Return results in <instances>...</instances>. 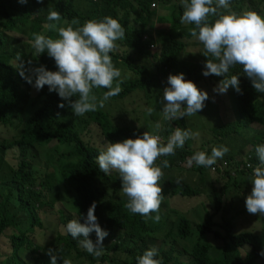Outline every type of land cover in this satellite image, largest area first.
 Returning a JSON list of instances; mask_svg holds the SVG:
<instances>
[{"label": "trees", "instance_id": "1", "mask_svg": "<svg viewBox=\"0 0 264 264\" xmlns=\"http://www.w3.org/2000/svg\"><path fill=\"white\" fill-rule=\"evenodd\" d=\"M84 1H87L88 6L85 11L79 9L78 4L74 5L72 0H43L42 3L37 0H27L26 3H20V0H0V125L12 126L14 129L13 135L0 136V162L4 159L6 164L10 163L4 157L9 150L15 151L17 156V162H11L8 166L12 170L11 176L0 173V240L8 234L11 242V250L5 259L0 251V264H50V256L47 254L49 249H54L64 258L70 259L72 264H137V257L152 248L157 250L156 259L161 264H254L259 260L264 264V256L260 255L264 251V230H257L254 234L236 233L232 225L235 222L233 216L221 215V220H216L207 214L201 222V219L192 221L186 214L178 213L175 219L167 214L159 222H154L131 213L125 207L127 197L120 190L121 178L116 173H101L96 158L107 141L135 139L143 132L129 125H113L100 121L104 114L98 110L85 114L84 119L76 117L67 101H62L57 93L49 92L47 85L41 90L33 86L35 76L31 69L41 65L50 71H56L57 68L54 59L46 52L39 55L28 46L22 45V36L32 38L36 33L52 38L54 31L46 27L48 24L65 27L73 19H78L80 23L75 26L80 27L87 20H100L106 16L117 19L125 29V38L116 41L117 47L110 53L112 61L123 63L138 76L132 80L122 79V91L111 99H124L137 90H145L161 78L173 74L178 68L176 73L183 70L184 75L188 74L187 80L194 82L199 89L204 85L201 82L205 76L201 72L204 71L206 60L212 57L204 56L203 44L190 35V29L194 25L180 22L183 14L180 0ZM247 3L250 10L264 17V0H230L229 10L241 13ZM49 8L60 13V22L47 19L45 12ZM165 17H171L172 22L161 20L162 24L157 27V37L151 33L148 35L156 21ZM12 32H17V35H12ZM191 43L201 46L202 53H194L193 59L190 55L184 58ZM152 44L154 48L151 47ZM189 60L194 62L187 64ZM21 70L25 77H33V84H29L20 75ZM227 75L239 76L241 93H236L239 117L215 127L211 132L216 138L207 140L198 150L192 149L186 140L182 149H176L175 155L161 156L157 160L161 165L164 160L168 161L169 166L164 169L180 167L195 152L204 151L210 155L215 141L219 138L226 140L234 151L227 158L242 166L248 161L251 167L235 168L236 178H233L230 169L224 171V175H214L211 184L222 183L211 192L212 201L217 204L204 206L216 214L222 211L231 213L235 199H240V194L246 188L252 189L249 177L259 162L255 149L257 145L264 144V93H257L253 89L251 81L244 75L239 64L231 67ZM219 77L224 78L209 75L205 80H216ZM99 90L102 93L108 91L103 88ZM22 101L25 106L20 109ZM60 103H64L65 107H59ZM108 114L107 112L106 115ZM93 128L102 137L99 144L85 139ZM42 140L50 148L71 143L73 154L78 156L77 163L67 173L79 194V208L75 212L65 209L63 205L60 211L56 210L55 200L52 203L46 200V190H55L59 182L56 173L49 170L48 165L45 170L37 167L41 163L39 161L42 154L37 144ZM61 156L68 155L63 153ZM193 167H197L201 185L196 184L193 187L185 179L176 183L169 181L167 184L172 188L173 195L180 192L183 197L195 196L202 189L204 178L210 171L209 167ZM227 192L225 199H229L228 204L231 205L228 210L220 205ZM93 202L96 203V217L103 207L107 212L105 222L99 223L108 233L103 241V254L99 257L85 251L70 234L57 231L60 224L64 230V226L72 219L77 218L80 223H84ZM42 207L55 211L61 219H58L59 224L53 229L51 238L39 244L38 235L45 230L41 217ZM173 213L177 211L173 210ZM236 214L239 217L242 209ZM193 230L222 241L221 255L213 254V244L210 242L200 243L197 240L191 248L182 246L178 240L190 237ZM89 238L96 241L94 231ZM25 252L30 253L29 258L24 256ZM57 264H63L59 257Z\"/></svg>", "mask_w": 264, "mask_h": 264}, {"label": "clouds", "instance_id": "2", "mask_svg": "<svg viewBox=\"0 0 264 264\" xmlns=\"http://www.w3.org/2000/svg\"><path fill=\"white\" fill-rule=\"evenodd\" d=\"M26 2L20 0V3ZM37 2L42 3L43 0ZM180 3L183 8L180 22L194 25L190 35L203 44V55L212 57L206 60L203 75L224 77L213 91L226 94L229 87H232L241 93L239 76L227 75L231 67L239 64L253 89L257 93H264V17L252 10L241 13L231 11L230 0H180ZM220 9L228 11L221 12ZM47 19L59 21L61 16L49 8ZM79 23L78 19H73L66 27L46 25L58 33L55 39L33 34L32 47L35 52L39 55L46 52L54 59L56 71L47 70L43 65L31 69L35 76L34 84L32 76L25 77L24 72L20 71V75L37 90L47 85L49 92H55L62 101H67L76 117L105 107L110 98L122 91L121 70L114 66L110 53L115 51L116 41L125 38L124 27L111 16L100 20L90 19L83 26L73 28L72 25ZM114 81H117L115 86ZM167 85L160 101L163 119L166 121L197 114L209 99L208 93L199 89L191 80H185L183 73L169 74ZM101 88L108 91L98 97L93 89ZM58 106L63 108L65 104L60 103ZM147 112L151 115L153 109L148 108ZM160 128L161 124L157 122L155 129ZM198 135L175 127L166 144L161 142L159 135L148 131L135 139L107 141L96 158L99 171L105 175L113 171L118 173L121 193L127 197L125 207L131 213L159 222L161 217L158 213L163 201L159 181L163 171L155 162L161 156L175 155L176 149H182L186 140ZM228 151L229 148L223 145L212 147L210 155L197 151L187 163L189 166L195 163L197 166L211 167ZM255 151L259 162L249 177L252 189L245 199V206L249 214L264 216V144L257 145ZM168 166V161L164 160L163 167ZM95 209L96 203L93 202L84 223H80L77 218L72 219L64 226V231L78 240L79 245L89 254L99 257L103 254V241L108 233L99 225ZM153 213L157 214L153 216ZM93 231L97 237L95 242L89 238ZM47 254L50 256V264H57L58 257L63 260V264H72L70 259L64 258L54 249H49ZM157 255L155 248L146 250L137 257V264H161L156 259ZM260 255L264 256V251Z\"/></svg>", "mask_w": 264, "mask_h": 264}, {"label": "rangeland", "instance_id": "3", "mask_svg": "<svg viewBox=\"0 0 264 264\" xmlns=\"http://www.w3.org/2000/svg\"><path fill=\"white\" fill-rule=\"evenodd\" d=\"M256 1V0H255ZM74 5H77L79 9L82 11L87 10V1L84 0H72ZM244 11L250 10L248 3L244 6ZM46 16H48V10L45 12ZM162 22L170 23L172 22L171 17H165L164 19L159 18L156 21L155 27L149 31L148 35L151 33L157 37V27L162 24ZM61 20H59L60 22ZM73 28H76L75 25H72ZM62 27V26H61ZM66 27V26H65ZM54 33L52 38H58V33L53 30ZM12 35H17V32H12ZM46 34V33H44ZM150 34V35H151ZM22 36V35H21ZM34 41V37L30 38L28 36H22L20 39V43L22 45L28 46L33 52H35L34 48L32 47V43ZM188 52L184 56L186 58L188 55L191 56V59L194 57V53H202V47L198 46L197 44L191 43L188 47ZM36 53V52H35ZM5 54V53H3ZM6 58H9L7 54L4 55ZM16 61V60H15ZM194 62V60H189L186 63L190 64ZM115 67L121 70V79L123 80H132L138 77L133 70L127 68L123 63L113 61ZM179 69V68H178ZM178 69L174 70L172 75L183 73V70ZM185 70V69H184ZM203 75V72H201ZM25 75V73H24ZM167 78H161L157 83L151 84L145 90H137L124 99H111L106 102L105 107L99 108L98 111H101L104 116L100 119V121L110 122L113 125H129L130 127L136 128V130L145 132L148 131L153 135H159L161 142L166 144L169 136L174 131L175 127H180L181 129L190 130L193 133H199V135L194 139H188L187 142L189 143L191 148L194 150H198L201 145H203L207 140L216 138V135L211 132L215 127H219L220 125L228 122H232L239 117L238 111V98L236 97V90L232 87H229L226 94H219L214 92L213 89L218 85L222 77L218 79H209V76L205 77L204 81L201 83L204 84L201 86L203 91L208 93V96H211L210 101H205V107L202 111L198 112L195 115L183 117L181 120H174V121H166L163 119L162 115V104L160 103L162 99V91L165 87H167ZM185 80L188 78V74L185 73L184 75ZM117 81H114V86ZM199 83V82H198ZM93 93L96 94L98 97L102 95V92L99 89H93ZM31 99V98H30ZM29 99V101H30ZM28 101V102H29ZM25 106V103L22 101L20 109ZM186 106V105H185ZM152 108L153 112L151 115L148 114L147 109ZM19 111V109H18ZM109 113L106 115V113ZM84 119V116L80 117ZM159 122L161 124V128L159 130L155 129V124ZM14 129L12 126H5L0 125V136H10L13 135ZM212 133V134H211ZM85 139L87 141L95 142L97 144L101 143L102 137L99 132L93 128L91 133H89ZM45 141L42 140L37 144V148L42 153L40 156L41 163L37 164V167L43 168V170L47 169L46 165L49 166V170L56 173L59 185L53 191L46 190V200L49 203L55 200L54 207L56 210L61 209L62 205L65 209H68L71 212H75L79 208V194L77 193L76 186L72 184L70 175L67 174L68 170L72 168L78 161V156L73 154V146L71 143H62L55 148H50L47 144H44ZM216 143V141H215ZM210 145V144H209ZM214 145V144H213ZM226 146L231 149V145L224 140L223 138L218 139L217 146ZM104 146V145H102ZM63 153L67 154L68 156H61ZM225 157L228 155L225 154ZM6 161L16 163L17 159L15 157L16 153L13 150H9L8 154L6 153ZM190 158V157H189ZM188 158V159H189ZM224 158V157H223ZM222 158V159H223ZM188 159L181 164L180 167H173L172 169H164L163 165H161L158 161L155 162L156 166L161 167L163 171V176L160 179L159 183L162 188V195L163 201L162 206L159 210L160 217H164L167 214L171 215L172 219H175L177 214H186L192 221H204L205 216L210 214L216 220H221V215L224 217H234L235 222H232L233 230L236 233H246L249 232L250 234H254L257 230L262 231L264 230V216L261 215H252L249 214L246 210L245 206V199L250 194L251 190L247 189L240 194V199L236 198L235 203L232 204L234 210L231 213H225L222 211L221 213L216 214L209 208H205L204 205L209 207V204L216 205V201H212V190L218 189L219 185L222 183H214L208 184V179L213 178L212 173L209 171L205 176L204 184H202V189L195 195V196H187L183 197L180 196V192H176V195L172 194V188L167 184L169 181L171 183H176L178 180H187L191 186L195 187L196 184L201 185L199 178V172L196 170L197 167H191L188 165ZM220 159V160H222ZM158 160V159H157ZM4 162V159L0 162V173L3 176L8 174H12V170L8 168L10 165ZM112 173H116L113 171ZM118 175V173H116ZM119 177V175L117 176ZM120 178V177H119ZM1 182V181H0ZM251 185V184H250ZM252 186V185H251ZM222 189L223 187L220 186ZM178 189L180 190L181 187L179 186ZM211 194V195H210ZM211 197H210V196ZM224 199L221 201V206L224 209H229V199H225L228 196V192L224 195ZM242 214L237 217L236 212H241ZM42 222L43 227L45 228L44 233L38 235V242L39 244H43L45 241H48L53 232L54 228L58 226L59 215L55 211H51L48 207H42ZM173 210L177 211V213H173ZM102 211V212H101ZM55 212V213H54ZM75 215V214H74ZM107 217V212L103 207L100 210L99 215L97 216L98 223H104ZM54 221L51 222V220ZM59 219V220H58ZM224 220V218H222ZM57 231L64 232L62 224L59 225ZM161 234V233H160ZM199 240L200 243L210 242L213 244V254L214 255H221V251L223 249V242L216 240L212 235L209 234H200L197 230H193L192 235L185 239H179L178 242L182 246H186L191 248L195 242ZM11 250V242L8 238V234L5 235L0 240V251L2 254V258L5 259ZM30 253L25 252L24 256L29 258ZM33 264V263H32ZM254 264H262L261 260L255 262Z\"/></svg>", "mask_w": 264, "mask_h": 264}, {"label": "built area", "instance_id": "4", "mask_svg": "<svg viewBox=\"0 0 264 264\" xmlns=\"http://www.w3.org/2000/svg\"><path fill=\"white\" fill-rule=\"evenodd\" d=\"M153 7H155V5H153ZM147 38L148 36L146 35L145 39ZM151 47L154 48V45L152 44ZM194 165L196 164L193 163L191 167H193ZM249 165H251V163L248 161H246L245 166L244 165L242 166V165H238L237 161L225 157L222 160L218 159L215 165L209 167V170L212 173L224 175L223 172L226 171L227 169H230L232 171V175L235 176L236 174L235 168L247 169L246 167H249Z\"/></svg>", "mask_w": 264, "mask_h": 264}, {"label": "crops", "instance_id": "5", "mask_svg": "<svg viewBox=\"0 0 264 264\" xmlns=\"http://www.w3.org/2000/svg\"><path fill=\"white\" fill-rule=\"evenodd\" d=\"M217 144H218V140L216 141V143L214 144V145H216L217 146ZM231 149H233L232 147H230ZM234 151L233 150H230V151H228L226 154L228 155V156H230L232 153H233ZM225 157V156H224ZM212 173V172H211ZM212 175H213V178H214V175H216L215 173H212ZM216 177H217V175H216ZM237 177V174H235V176H233V178H236ZM213 178H211V179H208L206 182L208 183V184H211V182L213 181ZM249 183H250V181H249Z\"/></svg>", "mask_w": 264, "mask_h": 264}]
</instances>
